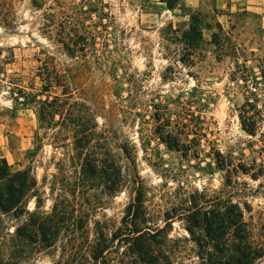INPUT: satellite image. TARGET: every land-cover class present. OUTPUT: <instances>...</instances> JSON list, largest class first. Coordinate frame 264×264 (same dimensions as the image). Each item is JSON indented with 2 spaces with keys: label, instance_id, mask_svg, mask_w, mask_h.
I'll use <instances>...</instances> for the list:
<instances>
[{
  "label": "rangeland",
  "instance_id": "obj_1",
  "mask_svg": "<svg viewBox=\"0 0 264 264\" xmlns=\"http://www.w3.org/2000/svg\"><path fill=\"white\" fill-rule=\"evenodd\" d=\"M9 1L18 26L0 25V47L17 59L8 71L26 74L42 48L78 60L50 39L60 24L50 15L65 8ZM70 1L108 14L83 94L100 141L80 153L62 146L0 89V157L11 175L27 171L28 187L0 208V264H143L135 250L145 245L156 264H264V29L200 23L196 42L184 31L197 15L165 1ZM136 198L138 243L127 235Z\"/></svg>",
  "mask_w": 264,
  "mask_h": 264
},
{
  "label": "trees",
  "instance_id": "obj_2",
  "mask_svg": "<svg viewBox=\"0 0 264 264\" xmlns=\"http://www.w3.org/2000/svg\"><path fill=\"white\" fill-rule=\"evenodd\" d=\"M54 1L65 9L59 15L55 12L50 15V20L53 22H57V19L60 21L55 35H51V42L56 51L64 50L69 57H78V60L72 66H68L59 59L55 52H49L42 48L35 55L34 60L37 63L32 65L26 74L16 70L10 72L7 66L16 62V54L12 47L2 46L0 47V89L6 88V92L9 93L14 104L33 108L39 128L56 129L55 136L59 138L60 144L62 146L69 145L72 150L78 151L100 141L99 125L96 121L99 111L87 101L83 94L86 90L84 84L88 80L90 71L89 64L92 59L98 61V57L92 49L95 48L96 35L103 33L99 26L106 27L104 21L108 14L105 11H100L97 4L91 3L87 9L82 7L75 12L73 1ZM161 1H165L170 8L175 3L174 0ZM45 2L46 0H30L35 9H43ZM83 2H81L82 5ZM85 14L90 15V19H93L91 16H96L93 19L92 26L94 27L92 29H88L83 21L81 22V17L83 18ZM42 17L45 18V14ZM16 18L12 3L9 0H0V25L8 31H14L18 26ZM190 33L191 35L197 34L196 42L202 38V26L198 17L191 16V23L184 31L185 35ZM82 77H85L84 81L80 80ZM69 138L72 139L71 142L67 141ZM78 152L80 153V151ZM98 160V155H93L86 159L85 166L91 170V162L95 163ZM0 163V178H6L4 187L0 185V208L8 212L21 201L20 199L28 188L27 171H18L15 174L19 176L18 185L15 186L13 185V176L15 175H11L7 159L3 156L0 157ZM16 193L17 195H15ZM139 202L140 199L136 198L135 204L129 206L131 210L129 215L132 214L133 219L131 220L132 227L128 229L127 235L133 239L134 243H138L145 234V230L143 231L136 221L135 212L139 208ZM208 234L211 239H218L211 233ZM135 251L141 255L143 264L157 263L152 259L154 251L150 246L145 245L144 249L137 248ZM230 257L235 260V255L232 254ZM220 264H232V262L227 260ZM236 264H253V261L241 262L237 259Z\"/></svg>",
  "mask_w": 264,
  "mask_h": 264
},
{
  "label": "crops",
  "instance_id": "obj_3",
  "mask_svg": "<svg viewBox=\"0 0 264 264\" xmlns=\"http://www.w3.org/2000/svg\"><path fill=\"white\" fill-rule=\"evenodd\" d=\"M169 9H184L185 15L195 13L200 23H216L220 29L246 22L264 29V0H174Z\"/></svg>",
  "mask_w": 264,
  "mask_h": 264
}]
</instances>
